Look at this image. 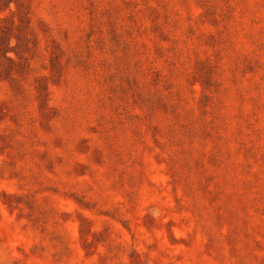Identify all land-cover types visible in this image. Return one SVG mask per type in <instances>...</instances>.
Wrapping results in <instances>:
<instances>
[{
  "label": "rangeland",
  "instance_id": "1",
  "mask_svg": "<svg viewBox=\"0 0 264 264\" xmlns=\"http://www.w3.org/2000/svg\"><path fill=\"white\" fill-rule=\"evenodd\" d=\"M0 264H264V0H0Z\"/></svg>",
  "mask_w": 264,
  "mask_h": 264
}]
</instances>
